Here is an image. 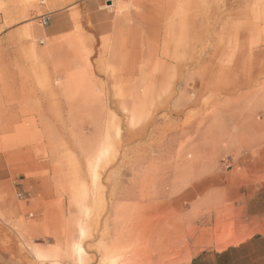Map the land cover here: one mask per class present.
<instances>
[{"label": "rangeland", "instance_id": "374dc122", "mask_svg": "<svg viewBox=\"0 0 264 264\" xmlns=\"http://www.w3.org/2000/svg\"><path fill=\"white\" fill-rule=\"evenodd\" d=\"M253 44L264 0H0V264H146L147 213L210 176L264 233Z\"/></svg>", "mask_w": 264, "mask_h": 264}, {"label": "crops", "instance_id": "0c3cea01", "mask_svg": "<svg viewBox=\"0 0 264 264\" xmlns=\"http://www.w3.org/2000/svg\"><path fill=\"white\" fill-rule=\"evenodd\" d=\"M251 32L240 31L236 35L238 48L245 47L247 40L252 37ZM255 36L254 39L261 37L259 26L254 29ZM136 45L139 44L132 43V46ZM255 46L252 45L254 49L248 63L251 69L247 71L245 82H240L245 86L253 85L254 77L261 75L260 63L264 61V50L262 46ZM4 54H7V49ZM244 58L240 55L238 58L241 71L245 66ZM236 81L241 85L239 80ZM260 121H255L259 132L264 125V121ZM258 141L264 143V136L261 135ZM239 190L220 176H210L207 181L193 186V191L187 192L185 196L159 201L155 209L147 213V229L157 231V224L161 227L160 233L153 234V239L157 238L158 241L154 239L150 242V255L146 264H264V233L247 237L248 198L246 193ZM237 197L234 212L240 219L236 221L232 237L226 234L230 230L227 211L231 208L229 204L232 199ZM257 217L256 214L253 219ZM261 222L262 226L257 229L264 231V218ZM96 259L95 264H99L97 256Z\"/></svg>", "mask_w": 264, "mask_h": 264}, {"label": "bare ground", "instance_id": "6f19581e", "mask_svg": "<svg viewBox=\"0 0 264 264\" xmlns=\"http://www.w3.org/2000/svg\"><path fill=\"white\" fill-rule=\"evenodd\" d=\"M264 121V120H263ZM259 122V121H258ZM261 122V121H260ZM253 124V123H252ZM256 125V124H255ZM261 136V135H260ZM259 140V139H258ZM262 140V139H261ZM261 142V141H260Z\"/></svg>", "mask_w": 264, "mask_h": 264}]
</instances>
